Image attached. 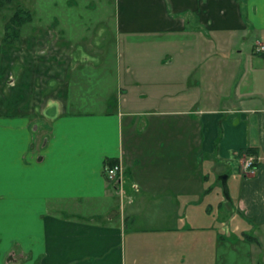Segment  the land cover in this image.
I'll use <instances>...</instances> for the list:
<instances>
[{
    "label": "crops",
    "instance_id": "0c3cea01",
    "mask_svg": "<svg viewBox=\"0 0 264 264\" xmlns=\"http://www.w3.org/2000/svg\"><path fill=\"white\" fill-rule=\"evenodd\" d=\"M114 5L119 31L190 35L177 46L175 75L167 77L175 84L164 92L173 106L151 112L173 119L174 124H156L153 147L163 155L154 160L147 149L150 122L132 116L150 112L134 109L135 97H127L126 108L111 93L100 109L67 110L69 71L80 67L79 56L66 53L68 60L58 64L66 65L61 74L46 68V85L40 86L43 60L24 58L21 46L13 55L5 45L0 49V264H212L215 253L205 250L212 242L204 240V251L197 252V233L184 236L179 230L184 221L199 223L198 196L205 191L200 179L206 178L199 166L207 156L218 164L214 175L225 172L233 158L243 174L235 178L240 185L229 203L216 189L217 209L227 212L218 221L221 230L237 212L255 226L264 224V52L253 51V44L264 41L256 40L250 50L236 48L249 36L264 40V0H114ZM60 17L44 26L66 34L55 19ZM41 23L35 18L31 29ZM121 88L116 82L117 98ZM218 98L226 102L215 104ZM246 154L257 157L251 176L241 169ZM113 160L123 166L121 185L104 175L105 163ZM141 191L159 197L145 199ZM150 201L175 212L176 219L160 236L131 235L136 233L125 229L130 216ZM96 202L99 212L90 209ZM235 230L237 241H253L242 226Z\"/></svg>",
    "mask_w": 264,
    "mask_h": 264
},
{
    "label": "rangeland",
    "instance_id": "374dc122",
    "mask_svg": "<svg viewBox=\"0 0 264 264\" xmlns=\"http://www.w3.org/2000/svg\"><path fill=\"white\" fill-rule=\"evenodd\" d=\"M2 2H5V0H2ZM19 7L24 9V11H29V13L28 16L22 15L23 23L19 31L20 34H17V32L13 33L12 30L13 28L15 31H18L17 27L10 25H12L11 17ZM50 16H61L55 19L61 24L58 27L63 26L64 29L62 28V30L66 34H61L59 30L53 31L51 30L52 28L47 29L44 26L51 18ZM37 17L42 21V27L31 29L30 23ZM114 21V0H16L10 4L5 2L0 7V49L4 50V48L8 47V51L14 55L21 51L16 50V48L21 46L24 58L27 54L31 59H34L35 56L37 59H42L43 61H38L40 86L46 85L44 82L49 75L46 72V68L50 69L48 71L50 74H52V71H54V74H61L64 72L66 65L58 64L61 61L68 60V54L66 53L75 54L76 58L79 56L77 64H80V67L75 68L72 72L69 71L70 92L66 95L67 110L100 109V102H104L111 93L116 96V100L121 101L120 105L122 104V107L126 108L125 102L127 97H135L133 99L135 101L134 109H141L150 113H144L143 115L136 114V116L133 115L132 117L135 119L141 118V123H144V120H148V123L150 122L145 131H150L149 138L152 139V143L146 147L149 153L153 155L154 160H160V157L163 155L162 150L158 149V147H153L156 140L154 138L158 134L156 124L160 120H163L162 124L168 125L173 123L171 122L173 119L170 115L162 113L153 114L151 112L168 109L173 106L172 102L174 99L165 95L164 92L173 89L175 84L171 78L167 77L172 73L175 75V62L179 52L177 46L181 44V41L184 43L188 42L190 35L180 36L174 32L133 34L131 32L119 31L115 28ZM40 30L42 33L36 35ZM256 40L264 41L260 36L253 35L239 41L236 48L241 47L245 50H250V47ZM26 41L30 47L25 46ZM202 41L200 37L198 43L201 44ZM62 42L65 45H62ZM256 44H253V51L255 53L257 52ZM259 44L264 45L263 43ZM32 46L33 48L30 51L29 48ZM70 46L75 51L69 52L66 50ZM260 52L262 53L264 50ZM192 53L195 54V52ZM231 54L233 55L232 57H236L238 53L234 51ZM169 60H172V62L169 63ZM2 68L0 67V71ZM2 76L3 73L0 72V77ZM133 78L139 81L135 82ZM116 82L122 87L121 91L123 92L119 98L114 93ZM199 83L200 88L205 86V83L201 80ZM138 95H140V98L137 99ZM215 96H219V94L216 95L215 92ZM202 101L200 99V103ZM225 102L224 99L220 98L215 100V104L218 105H223ZM137 134V136H141L143 135V131L141 133L138 131ZM145 140L149 142L147 138H144ZM135 145L138 149L141 148L138 142H135ZM248 155L250 154H246L243 160ZM203 158L207 161L200 163L199 168L201 173H205L206 178L201 177L200 179L201 187L205 191L202 193L200 191L198 196L200 208L199 223L195 226V223L192 225L184 221L179 230L186 232L184 236L195 235L197 233L199 238L195 249L197 252L204 251L205 246H202V244H205L204 240L208 239V241L212 242V244H208V247L205 248L206 251H213L215 253L211 260L212 264H251L253 262L264 264V224L255 226V223L250 219L244 221L243 217H240V214L237 212L234 220L229 222L223 231L218 226L220 224L218 221H221V215L227 214V212L222 211L223 208L221 210L217 209L216 189L219 188L221 198L224 199L225 197V200L228 201L219 176L221 174H229L227 186L228 190L230 189V196L231 193L233 194L236 186L238 188L240 185V182L237 185L235 178L243 175L239 170L238 159H230V164L225 165L227 167L225 172L214 175L215 167L217 169L218 164L212 162L214 161L212 157L207 156ZM145 159L148 160L149 157H145ZM243 160L241 161V169L244 175H253L256 172V166H254L253 170L245 172L247 170H243ZM120 176H123V172ZM139 195L149 200L159 197L144 194L142 191ZM147 203L150 205H141L136 209L125 227L126 231L132 230V233H136L131 235L145 239L150 236H160L163 226L166 228L170 227L177 217L175 216V212L164 210L162 204L151 201ZM100 208L101 203L97 202L94 206L90 207L93 212H99ZM202 208L205 211H202ZM187 213L183 211L182 216H186ZM238 226H242V232L253 235L251 238L252 242L249 240L244 242L237 241L240 232L235 229ZM221 234L225 237L224 242L219 240V235ZM255 241L258 245L255 244ZM144 244L147 246L148 242ZM186 248H189V245ZM200 258L203 261H207L202 257Z\"/></svg>",
    "mask_w": 264,
    "mask_h": 264
},
{
    "label": "built area",
    "instance_id": "2783aa9c",
    "mask_svg": "<svg viewBox=\"0 0 264 264\" xmlns=\"http://www.w3.org/2000/svg\"><path fill=\"white\" fill-rule=\"evenodd\" d=\"M257 51L264 50V45L257 43L256 44ZM257 162V157L253 154H250L243 160V170H247L245 172H249V170H253L255 167V163ZM123 172V166L120 160L114 161L112 164H106L104 166V175L107 181L112 184L121 185L122 177L120 174Z\"/></svg>",
    "mask_w": 264,
    "mask_h": 264
},
{
    "label": "trees",
    "instance_id": "16d2710c",
    "mask_svg": "<svg viewBox=\"0 0 264 264\" xmlns=\"http://www.w3.org/2000/svg\"><path fill=\"white\" fill-rule=\"evenodd\" d=\"M14 1H16V0H5V2H6V3H9V4L12 3V2H14ZM5 2H2V0H0V7H2L3 4H4ZM28 13H29V11H24V9H22V8H20V7L16 10V12H15V13L13 14V16L11 17V24H12V25H10V26L15 25V26L17 27L18 31H15V30L12 28L13 33L17 32V34H20L19 31H20L21 26H22V23H23L22 15L25 14L26 16H28ZM8 30H9V29H8ZM15 35H16V34H15ZM14 38H16V37H14ZM14 41H15V40H14ZM245 151L248 152V153H255L254 151H251L250 149H246ZM114 161H115V160H113V161H108V162H109V164H112ZM256 164H257V162L255 163V166H256ZM248 237H249V239L252 238V236H248Z\"/></svg>",
    "mask_w": 264,
    "mask_h": 264
},
{
    "label": "water",
    "instance_id": "95a60500",
    "mask_svg": "<svg viewBox=\"0 0 264 264\" xmlns=\"http://www.w3.org/2000/svg\"><path fill=\"white\" fill-rule=\"evenodd\" d=\"M219 179L221 181V185L223 187V191H224L225 195L227 196V199L230 200L229 190H228V186H227V174H221L219 176Z\"/></svg>",
    "mask_w": 264,
    "mask_h": 264
}]
</instances>
